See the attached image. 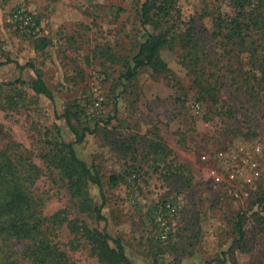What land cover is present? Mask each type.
<instances>
[{
    "label": "rangeland",
    "instance_id": "rangeland-1",
    "mask_svg": "<svg viewBox=\"0 0 264 264\" xmlns=\"http://www.w3.org/2000/svg\"><path fill=\"white\" fill-rule=\"evenodd\" d=\"M145 1L0 0V172L24 176L33 198L32 231L0 234V264H37L40 240L55 248L48 264H106L70 220L119 238L135 264H264V0H163L159 27L142 24ZM160 32L167 68L126 78ZM38 75L53 99L34 92ZM69 143L103 194L57 165ZM258 146V179L215 181L217 153L243 147L245 163Z\"/></svg>",
    "mask_w": 264,
    "mask_h": 264
},
{
    "label": "trees",
    "instance_id": "trees-1",
    "mask_svg": "<svg viewBox=\"0 0 264 264\" xmlns=\"http://www.w3.org/2000/svg\"><path fill=\"white\" fill-rule=\"evenodd\" d=\"M162 2L163 0H146L144 2L142 6V24L144 26L154 25L155 27H159L160 21L164 18L161 13L162 10L165 9V14H169L166 4ZM167 43L168 36L166 32L150 33L147 39L140 45L138 53L133 57V64L129 68L126 78H133L138 70L145 66H150L156 71L167 68V64L160 57L161 50ZM32 88L38 94H43L50 99L54 98L52 90L39 75L32 81ZM72 130L78 138L76 141H82L84 135H80L74 127H72ZM65 146L69 153L62 155L59 161L56 162L57 165H62L63 169L67 170L68 173L66 175L70 180L76 179L77 181L79 178L89 180L96 184L103 194L104 183L101 175L92 170L85 161L77 156L73 143L65 144ZM157 146L161 148L162 145L157 144ZM164 149H167V146H164ZM24 178L21 174L12 175L10 172H0V234H4L6 239L12 235L21 237L24 235L23 233L32 231L29 217L32 215H28L27 213L33 208V198L25 186ZM75 192L74 194H78L77 196L82 199L79 205L80 211L90 212L91 206L88 203V193L83 191L80 186L77 187ZM258 205H262V210H264V199L258 200ZM95 212L97 218L102 219L103 216L99 207L95 208ZM69 225L76 231H82L87 238L96 244L100 259L106 264H135L127 256L124 245L119 238H113L107 231L96 227L92 228L86 223L80 226L75 224L74 220H70ZM237 225L238 242L241 243L245 237L243 216H239ZM111 241L114 242V247L111 246ZM54 249L52 244H45L42 240L39 243L35 242L33 255L37 264H48L50 257L54 253ZM55 264L66 263L61 260Z\"/></svg>",
    "mask_w": 264,
    "mask_h": 264
},
{
    "label": "built area",
    "instance_id": "built-area-1",
    "mask_svg": "<svg viewBox=\"0 0 264 264\" xmlns=\"http://www.w3.org/2000/svg\"><path fill=\"white\" fill-rule=\"evenodd\" d=\"M15 17L25 25L32 23V16L27 13L25 9H18L15 13ZM243 150L244 148L240 147L239 151L236 149L232 151L223 150L216 154L215 157L222 163V170L213 171V177L217 183H222L225 180L226 175H228L229 180L248 183H252L260 177L262 170L260 169V162L257 156L260 153L261 147L258 146L255 148L253 156L248 158L245 163L238 159L245 155ZM203 157L207 159L209 156L204 155ZM167 207L170 209L171 204H168ZM161 227L162 240L169 239L173 232L171 223L168 220L163 219Z\"/></svg>",
    "mask_w": 264,
    "mask_h": 264
}]
</instances>
